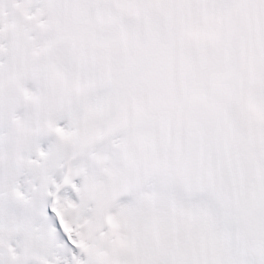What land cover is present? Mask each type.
Masks as SVG:
<instances>
[{
    "label": "snow or ice",
    "instance_id": "1",
    "mask_svg": "<svg viewBox=\"0 0 264 264\" xmlns=\"http://www.w3.org/2000/svg\"><path fill=\"white\" fill-rule=\"evenodd\" d=\"M0 264H264V0H0Z\"/></svg>",
    "mask_w": 264,
    "mask_h": 264
}]
</instances>
